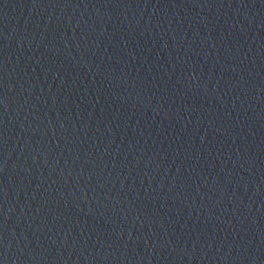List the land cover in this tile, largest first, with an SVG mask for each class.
<instances>
[{"label": "water", "instance_id": "95a60500", "mask_svg": "<svg viewBox=\"0 0 264 264\" xmlns=\"http://www.w3.org/2000/svg\"><path fill=\"white\" fill-rule=\"evenodd\" d=\"M0 264H264V0H0Z\"/></svg>", "mask_w": 264, "mask_h": 264}]
</instances>
